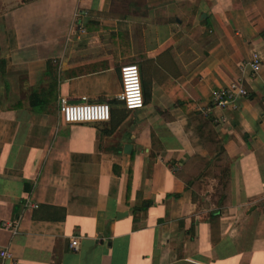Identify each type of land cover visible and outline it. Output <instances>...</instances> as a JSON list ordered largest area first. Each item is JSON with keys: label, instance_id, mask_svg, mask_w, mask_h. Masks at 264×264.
I'll use <instances>...</instances> for the list:
<instances>
[{"label": "crops", "instance_id": "crops-1", "mask_svg": "<svg viewBox=\"0 0 264 264\" xmlns=\"http://www.w3.org/2000/svg\"><path fill=\"white\" fill-rule=\"evenodd\" d=\"M123 63L141 109L116 101ZM233 79L247 96L207 112ZM60 97L109 120L67 125ZM193 117L227 160L222 199L215 177L195 196L214 153ZM3 250L0 264H264V0H0Z\"/></svg>", "mask_w": 264, "mask_h": 264}, {"label": "built area", "instance_id": "built-area-1", "mask_svg": "<svg viewBox=\"0 0 264 264\" xmlns=\"http://www.w3.org/2000/svg\"><path fill=\"white\" fill-rule=\"evenodd\" d=\"M84 15L75 13V28L79 32H83L79 24V18ZM249 71V77L253 78L261 67V57L256 51H251L249 59L244 63ZM118 82L119 91L116 94V101L128 111L138 110L142 108V90L141 79L138 66L134 63H125L118 67ZM247 96V90L243 86L240 79H233L225 86L215 88L209 95V107L225 110L234 108L236 101ZM57 112L63 123L67 125L86 124V123H105L109 120L110 109L106 103L101 102H87L81 99L77 103H70L65 98L60 97L57 100ZM213 122L221 125L224 123L222 116H216ZM3 228L15 230V224L2 223ZM69 248L76 251L77 239L73 238L69 241ZM8 258L7 251H0V260Z\"/></svg>", "mask_w": 264, "mask_h": 264}, {"label": "rangeland", "instance_id": "rangeland-1", "mask_svg": "<svg viewBox=\"0 0 264 264\" xmlns=\"http://www.w3.org/2000/svg\"><path fill=\"white\" fill-rule=\"evenodd\" d=\"M124 64V63H123ZM122 65V64H121ZM55 72L57 71L58 65H55ZM207 133L209 132V129L207 125L205 126L204 129ZM212 150L214 151V146H212ZM224 160H219V161H214L212 164H209L205 167L204 170V177H198L196 178V187H195V196L198 195L199 197L203 196L205 191H209V188L211 186L210 179L211 178H216V186L213 187V191L210 193L211 199H222V197L225 196V191H226V184H225V178L222 175V169H224L225 166ZM203 182V183H202ZM202 183V185H200ZM202 186V187H201Z\"/></svg>", "mask_w": 264, "mask_h": 264}, {"label": "trees", "instance_id": "trees-1", "mask_svg": "<svg viewBox=\"0 0 264 264\" xmlns=\"http://www.w3.org/2000/svg\"><path fill=\"white\" fill-rule=\"evenodd\" d=\"M117 37L120 38V35H118ZM182 110L185 111V109H182ZM194 117L192 118V120H194L196 122V130L199 132V134L201 136V133H200L201 129L203 128V130H204L206 125L208 127V124H211V119L210 118H205V120L202 122V121L197 120ZM204 132L206 134V138H204V140L207 141V142H210L214 146V151H213L214 155H213V157L209 161H207L205 163V165L207 166L209 164H212L214 161H219L221 159L224 160V162L226 164L224 166V169H222V172L221 173H222V175H223V177L225 178V181H226V176H227V160L223 156L221 144H220V142H216V141L213 140L212 134H211L210 131L209 132L207 131V133H206V131L204 130ZM225 184H226V182H225Z\"/></svg>", "mask_w": 264, "mask_h": 264}]
</instances>
